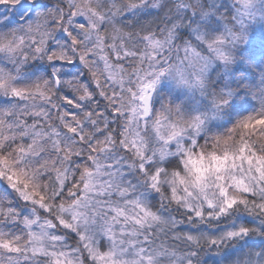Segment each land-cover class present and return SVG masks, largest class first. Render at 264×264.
I'll return each mask as SVG.
<instances>
[{
    "label": "snow or ice",
    "instance_id": "1",
    "mask_svg": "<svg viewBox=\"0 0 264 264\" xmlns=\"http://www.w3.org/2000/svg\"><path fill=\"white\" fill-rule=\"evenodd\" d=\"M0 264H264V0H0Z\"/></svg>",
    "mask_w": 264,
    "mask_h": 264
}]
</instances>
